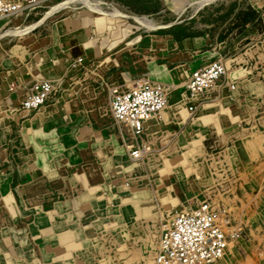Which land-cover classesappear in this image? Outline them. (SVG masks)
Here are the masks:
<instances>
[{
  "label": "rangeland",
  "instance_id": "1",
  "mask_svg": "<svg viewBox=\"0 0 264 264\" xmlns=\"http://www.w3.org/2000/svg\"><path fill=\"white\" fill-rule=\"evenodd\" d=\"M147 1L142 13H135L122 0H34L0 19V48L6 50L24 52L22 46L36 44L42 32L64 18L84 20L90 36L110 44L109 69L85 65L76 73L71 71L64 81L52 83L56 96L85 99L84 104L94 103L98 112L108 105V114L122 136L125 128L111 110L115 89L126 92L149 80L161 84L170 96L176 90L171 85H185L200 69L194 67L174 83L153 80L145 75L153 61L148 42L139 45L137 54L132 49L136 37H162L156 56L167 71L175 67L171 61L176 49L170 36L174 40L207 36L211 54L203 67L221 61L227 69L213 88L198 95L194 111L191 104L186 106L181 128L147 137L144 146L151 151L136 168L131 166L126 145H118L116 138L114 146L112 140L99 145L101 149L90 146L92 154L87 155L88 143L79 141L74 132L69 137L48 136L41 148L42 161L51 173L46 192L29 194L36 201L28 206L0 199V264H120L124 251L138 256L130 264H154L165 221L180 204L168 201L175 196L170 185L174 176L187 178L196 189L197 203L212 202L239 227L240 238L230 242L219 264H264V0ZM179 71L172 77L181 75ZM255 132L263 138L258 139ZM251 138L259 140L254 145L260 148L245 159L237 149L252 151L246 143ZM120 150L127 165L117 161ZM172 160L190 163L192 172L187 175L183 168H165ZM202 171L206 186L200 190L197 172ZM38 187L39 183L34 184L30 191ZM107 188L127 190L125 194L131 197L136 192L147 194L140 221L134 222L135 217L111 221L95 212L93 200H104ZM130 223L139 224L141 235L130 236V245L120 244L116 235L124 231L117 230ZM96 238L110 241L97 244ZM143 248L153 254L151 263L140 256Z\"/></svg>",
  "mask_w": 264,
  "mask_h": 264
},
{
  "label": "crops",
  "instance_id": "2",
  "mask_svg": "<svg viewBox=\"0 0 264 264\" xmlns=\"http://www.w3.org/2000/svg\"><path fill=\"white\" fill-rule=\"evenodd\" d=\"M122 1L123 5L135 13H142L143 8L149 5L147 0ZM86 25L84 20L64 18L54 22L46 32H42V36L36 44L30 43L22 46L24 52L0 48V199L4 198L10 202L18 200L26 206L36 201V197L33 195L29 197V194H33V192L43 194V190L46 192L51 173L46 171L49 170V167L47 168V164L42 161L41 148L50 135L58 134L62 137H69L74 132L79 141L88 143L87 146L85 145L86 150L90 146L101 149L100 146L109 140H112L111 143L113 142L114 146L113 138L118 140V145L125 147L126 132L122 136L118 131L113 117L108 114L109 110L106 104L102 109L105 112L103 113L96 110L94 103L84 104L85 99L77 101L76 99L71 100L67 95H55L37 110L25 111L22 108L24 101L35 94L38 86L45 81L56 83L61 80L64 81L71 71L76 73L85 65L90 68L99 66L101 69H109L111 65L108 61L112 60V57L108 55L113 52L111 45L90 36L91 34L87 32L89 28ZM170 37L173 39L171 42L176 49L175 59L171 61L175 67L167 71H163L161 57L156 56L160 53L158 50H161L159 44L162 39L161 36L151 35L148 39H142L138 36L132 40V49L137 54H139V45H144L143 41L145 40L148 42L147 48L153 56L151 58L153 61L149 62L151 66L145 75L153 80L171 79L174 83L194 67L195 70L208 64L210 56L207 55L211 52L207 50L209 45L207 36L188 37L179 40ZM123 50L121 49V53L124 52ZM178 70H180L181 75L175 74L172 77V74ZM174 88L176 90L169 96L167 109L156 119L146 123L145 134L138 142L141 147H145L144 142L147 137L157 136L165 131H170L169 129L181 128V125L185 123L186 106L191 103L187 102L188 98L185 97L187 95L185 85L178 84L177 87L171 85V90ZM110 135H112L111 138ZM256 137L263 138V135L256 134ZM255 141L253 138L248 139L246 143L251 142L252 151H247L240 146L237 149L239 155L247 159L248 153H256L260 147L254 145ZM86 152L87 155L92 154L90 150ZM128 157L132 168H136L138 161L131 159L130 152ZM125 158L126 155L121 150L117 152L119 163L124 164L125 162L127 165ZM172 161H169L165 168H180L188 164V162ZM185 172L189 175L192 171L186 168ZM205 179L198 177L197 185H200V190L206 186H203L206 184ZM37 183H39V189L30 191ZM170 185L175 196L173 200L168 201L174 204L180 202L176 213L184 208L200 205L197 200L195 201L197 198L196 189H193L186 177L174 176ZM105 192L104 200L98 202L93 200V208H95V212L100 213L102 218L126 222L135 217L134 222L140 221L142 203L144 199L146 200L147 194L133 192V197H131L125 194L127 190L113 192L112 189L108 188ZM131 203L136 206V216H134L135 209ZM99 229L101 228L98 227L97 230ZM120 230L124 232L116 236L120 238L119 243H125V245H130V236L137 234L140 236L142 232L137 223L120 226L117 230L118 233ZM89 236L91 234L86 235L88 240ZM89 241L91 242V240ZM95 241L97 244H103V242L108 243L110 239L96 238ZM140 256L147 263L152 262L153 254L149 251L144 250ZM135 257H138L137 254L132 257L128 251L127 253L124 251L118 260L121 262L120 264H130ZM103 264L108 263L104 262Z\"/></svg>",
  "mask_w": 264,
  "mask_h": 264
},
{
  "label": "built area",
  "instance_id": "3",
  "mask_svg": "<svg viewBox=\"0 0 264 264\" xmlns=\"http://www.w3.org/2000/svg\"><path fill=\"white\" fill-rule=\"evenodd\" d=\"M32 1L0 0V17L15 14ZM226 73L221 61H213L192 73L185 85L191 111L196 109V96L213 88ZM56 90L52 82H43L37 92L24 101L22 108L25 111L39 109L56 95ZM168 104L169 94L164 87L149 80H142L126 92L113 91L111 110L114 118L129 130L127 148L132 158L139 159L144 152L145 147L138 145V141L145 134L146 123L158 117ZM239 238V227L233 225L228 213L204 201L197 207L178 211L165 221L155 264H219L230 242Z\"/></svg>",
  "mask_w": 264,
  "mask_h": 264
},
{
  "label": "bare ground",
  "instance_id": "4",
  "mask_svg": "<svg viewBox=\"0 0 264 264\" xmlns=\"http://www.w3.org/2000/svg\"><path fill=\"white\" fill-rule=\"evenodd\" d=\"M122 17H126V16H122ZM4 18H8V16H2V17H0V19H4ZM146 18H144V20H145ZM147 20V19H146ZM148 22V24H150V25H152L153 23L151 22V21H147ZM146 22V23H147ZM17 33V32H16ZM223 63V62H222ZM224 64V63H223ZM227 70V69H226ZM186 85V84H185ZM113 93V92H112ZM199 95H201V94H199ZM199 97L200 96H196V100L198 99L199 100ZM167 107H168V105H167ZM167 107H165L161 112H160V114L167 108ZM160 114H159V116H160ZM120 123V122H119ZM125 129V132H126V135H125V140H126V148H127V140L128 139H130V133H129V130H128V128L124 125V124H122V123H120ZM258 139H260V138H258ZM258 141V140H257ZM139 142V141H138ZM131 143H134V144H136V142H133V141H131ZM130 143V144H131ZM248 143H251V142H248ZM139 145V144H138ZM127 150L130 152V157H131V159H133V161H140V160H144V158L146 157L145 155L149 152V151H151V149H149L148 147L146 148V149H144V152L142 153V155H141V158H139V159H134V158H132V156H131V151L127 148ZM173 162V161H172ZM176 163V162H175ZM185 164H187V163H185ZM206 164V163H205ZM204 166V165H203ZM180 168H183L184 169V171L186 170V168H187V170H189V171H192V165L190 164V163H188L186 166H181ZM205 171V170H204ZM204 171H202V172H197L198 173V177L199 178H206V176H205V174H206V172H204ZM203 182V181H202ZM201 184V183H200ZM205 185V184H204ZM203 185V186H204ZM212 203V202H211ZM212 205H213V207H214V204L212 203ZM215 208V207H214ZM164 227V226H163ZM160 237H161V234H160ZM160 237H159V242H158V249H157V254H158V250H159V245H160ZM153 245V244H152ZM230 245V244H229ZM229 247V246H228ZM228 250H229V248H228ZM227 252V251H226ZM226 256V255H225ZM156 257H157V255H156ZM224 259V258H223ZM222 259V260H223ZM155 260H156V258H155ZM221 260V261H222ZM220 261V262H221ZM219 262V263H220Z\"/></svg>",
  "mask_w": 264,
  "mask_h": 264
}]
</instances>
